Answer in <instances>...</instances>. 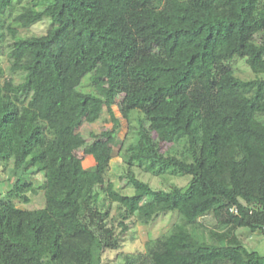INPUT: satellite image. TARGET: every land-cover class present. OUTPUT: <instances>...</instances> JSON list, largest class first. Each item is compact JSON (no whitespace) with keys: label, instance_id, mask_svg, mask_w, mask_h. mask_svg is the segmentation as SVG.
Segmentation results:
<instances>
[{"label":"trees","instance_id":"trees-1","mask_svg":"<svg viewBox=\"0 0 264 264\" xmlns=\"http://www.w3.org/2000/svg\"><path fill=\"white\" fill-rule=\"evenodd\" d=\"M46 19L45 35H21ZM4 65L0 168L14 177L0 195V264H104L136 225L173 211L167 233L118 264H264L246 246L264 235V0H0L1 78ZM105 108L114 126L89 143L80 128ZM133 118L129 195L111 169ZM134 166L191 180L154 189ZM38 190L45 206L21 208Z\"/></svg>","mask_w":264,"mask_h":264},{"label":"rangeland","instance_id":"rangeland-1","mask_svg":"<svg viewBox=\"0 0 264 264\" xmlns=\"http://www.w3.org/2000/svg\"><path fill=\"white\" fill-rule=\"evenodd\" d=\"M50 20L46 19L33 27H31L28 30H22L21 35H36V36H42L45 35L49 28H50ZM4 70L6 71L4 76L0 77V83L5 78L10 77L9 71L7 70V66H3ZM234 68L237 71V74L243 78L251 79L255 78V74L249 69V67L246 65V63L243 60H237L234 63ZM90 75L85 77V79L89 78ZM87 81L84 83L85 89L90 90V88L87 86ZM115 116L117 118H121V113L117 106L113 108ZM114 124L111 118V115L107 111V109H104V112L102 113V119L98 121L95 124H84L80 128V132L83 134V136L87 139V141L90 143L92 142L91 133H101L103 131H109L113 128ZM137 128L138 125L134 121V118L130 121L121 120V129L119 131L118 139L121 142V147L115 148L114 158L112 161V169H111V179L114 181L116 186L120 188L125 194L132 195L134 194L133 186L129 183V181L126 178H123L126 174L127 165L125 164V153L126 149L137 142L138 135H137ZM163 152H167L171 149H173V146L170 144L163 145ZM181 151L182 146L178 147ZM173 151V150H172ZM81 154V153H79ZM81 156V155H80ZM94 165V161L91 157H87L84 159V166L86 168H90ZM134 172L137 175V177L150 184V186L154 189H163L166 190L172 186H178L182 188H187L189 185V182L191 180L190 176H178L171 174V172H165L160 176L152 175L149 172H145L143 168H140L138 166H134ZM14 175L12 171H3L2 168H0V195H3L7 193L10 189V181L8 182V179H13ZM30 178V176H28ZM44 181L43 174H38L36 179L34 180L35 186L40 187ZM33 181V176H32ZM28 197L31 199L29 203H23L20 205L23 209H36V208H42L45 206V198L44 193L41 190H38L35 192H29ZM179 220V214L177 211L169 212L166 215H161L160 217H157L150 225H136L130 234L125 236L124 240L122 241V247L120 251H109L106 252L104 255V264H118L123 261V259H117L118 253H131V252H145V244L146 241L149 239H156L163 235L164 233H167L172 226L178 222ZM203 221L210 226L211 228L215 227V221L212 216H207L203 219ZM223 229L219 228L218 231H222ZM248 232V229L243 228L239 230V233H245ZM246 246L250 250H254L256 252H259L261 255L264 256V235L260 232H257L255 234H250V238L247 239Z\"/></svg>","mask_w":264,"mask_h":264}]
</instances>
